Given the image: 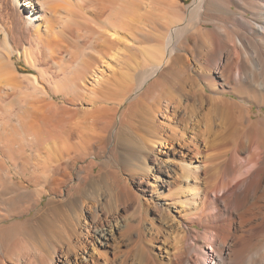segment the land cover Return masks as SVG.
Wrapping results in <instances>:
<instances>
[{
    "label": "bare ground",
    "instance_id": "6f19581e",
    "mask_svg": "<svg viewBox=\"0 0 264 264\" xmlns=\"http://www.w3.org/2000/svg\"><path fill=\"white\" fill-rule=\"evenodd\" d=\"M5 1L0 103L25 95L13 52L35 70L89 43L85 20L93 40L73 79L70 143L59 139L67 109L44 98L26 99L0 133V169L14 154L42 163L7 178L15 196L0 213V264H264V115L251 111L264 108V0ZM13 31L29 33L36 55L19 53ZM107 39L122 46L112 72L122 86L88 88ZM18 129L36 135L18 144L8 138ZM81 202L94 215L85 233ZM95 244L99 257L86 252Z\"/></svg>",
    "mask_w": 264,
    "mask_h": 264
},
{
    "label": "rangeland",
    "instance_id": "374dc122",
    "mask_svg": "<svg viewBox=\"0 0 264 264\" xmlns=\"http://www.w3.org/2000/svg\"><path fill=\"white\" fill-rule=\"evenodd\" d=\"M5 2H6L5 0L0 1V18H1L0 19V25H2V27L4 26V24L7 21V15L5 16V14L7 13L8 9L11 8L8 5V3H7V5H5ZM190 3H191V0H188L186 2V5H188ZM5 6H6V8H5ZM3 8H5L6 10ZM84 10H85V14L89 15L88 17H91L93 20L96 19V17H95L96 15L92 13L93 10L90 9V7L86 8ZM108 11L106 9V10H103L102 12L105 14V16L109 17L110 12H108ZM17 15L20 16V14H17ZM91 18H89V19H91ZM2 20L5 23H2ZM80 21L82 24L83 20L80 19ZM7 25H6L7 27L10 26L9 23ZM88 25H90V22L85 20V24H83V27L85 30L83 32H81L83 36L80 37V40H83V39L87 40L91 44L92 38L90 40L87 38L88 33L86 30L88 29V27H90ZM2 27H0V35H1L0 46L2 45V41L4 38V36H3L4 34L2 35V33L6 31L4 28L1 30ZM108 31H110V30L108 29ZM13 32H14L13 38L12 39L10 38V39L12 40V42H13V40H15L13 43H15L16 46H18V48L20 50L19 53H22L23 48L24 49L27 48L28 51L32 50L31 53L33 55H36V51H35V49H33L34 48L33 44H31V42L29 41V38H27L29 33L26 31H24L22 34L17 32V31H13ZM85 32H86V34H85ZM25 34L27 35V37ZM18 39L22 40V41H19ZM111 40L107 39L106 43L103 46H101L102 54L100 56H98L100 58V63L97 64V66H96L97 70L93 72V76L90 77L89 74H86L88 76L87 79L89 80L88 83L86 82V84L88 85V88H92L94 84H98L100 82H103L102 84L104 86H106L107 88H109L110 90H117V88H120L122 86L123 82H121L122 80H121V77L119 76V74H115V75L112 74L113 71L114 72L117 71V69H116V63H117L116 58H118V54H119L117 52H118V49L121 48L122 46H121V43L119 45H117L118 43L114 44V42H112L113 40L112 41ZM81 43L77 47H74L73 53H72L73 57H70V53H65L64 55H62L61 59H57L55 61L56 64H55V62L54 63L53 62H46L45 64H42V65L40 64L41 65L40 66L38 63L36 65L37 70L36 69L33 70V69H31V67L28 66L29 65L27 62L28 60L26 61V58H24L23 54L17 55L16 52H13V54L11 56V61L13 63L14 68H16V73L20 77H24V78L27 77V80H26L27 83L25 82L24 87L26 86L25 87L26 89H25V91L23 90L25 92V95L21 94L22 97H20L21 95H19V93H17V91H14V93H12V94L10 93L6 96L3 95V97H2L3 100L0 103V133L3 132V130L6 126H8L7 124H10V125L16 124V122L18 120V116L20 115L21 111L26 106V103H25L26 99L29 100L30 98H38V99L44 98L46 100H52L53 103L57 107H63L65 109H67L68 113H67V116H65V117H69V118H66V119H68V121H66L65 126L62 127L63 133L60 135L59 139L62 141H65L67 143H70V96L75 91V88H74L75 84H74L73 79L79 75V71L81 69L83 60L86 58L90 59L91 54H89V53H92V52H90L91 49H90L89 43H86L84 45H82ZM19 44H20V46H19ZM9 46H11V44ZM28 46H30V47H28ZM137 49H139V50L138 51L132 50L133 52L131 51V53L133 55L131 57H134V59H138V58H141L144 56V51H142V49L140 47H138ZM94 56H96V55H94ZM25 61L27 62V64ZM90 62H94V59H93V61H90ZM88 69H90V68H88ZM91 69H93V68H91ZM80 73H82V71H80ZM84 77H83V80H84ZM33 78H35V79H33ZM117 78L119 79L118 80L119 82L117 81ZM119 84H121V86ZM40 90L43 91V94L41 93ZM23 96H25V97H23ZM123 108H124V106H122L120 109L123 110ZM78 109H79L78 116L73 121V123L81 122L80 118H78V117L83 114L84 110L90 109V105L83 104V105H80L78 107ZM251 111H252V113H259L261 116L264 115V108H262L261 112H259L256 107H254V108L251 107ZM28 127H33V125L30 124ZM36 129L32 133H30L28 131H24L23 129H18L16 131H14V133H12L13 138H11L9 135H8V138L14 139L18 144H22L26 138L34 137L36 135V133H35ZM72 140L73 141L77 140L76 135L72 136ZM26 153L29 154L30 152H26ZM30 157H31L30 162L27 164H21L20 161L18 160L16 154L12 155L10 158L3 160V161H5L6 167L0 169V213L4 212V209L7 207L6 203L12 197L15 196V194L11 191V189L8 186V179H7L8 176L9 175H15V174L20 173L22 171L29 172V171L41 169L42 163H41L40 159L38 158L37 154L33 153ZM163 157L166 158L164 155H163ZM139 181H141V178H139V177L130 178L128 184H129V187H131L130 188L131 191L134 192L138 189L137 183ZM142 186L144 188L147 187V183H146L145 179H142ZM16 198L18 199L19 196H17ZM47 199H48L47 196L43 197V199L41 201L42 205H44V203L47 201ZM105 199H104V201H105ZM84 204H85V202H81L79 208L75 212V214L78 215V217H77L78 221L80 220L79 225L76 226V228L78 229V231H82L83 233L86 232L85 226H87L89 224V222H93V220H94L93 212L87 211L86 209L83 211L82 207H84ZM120 212L127 213L128 211L126 212V209L122 208ZM32 213L33 212H31L27 216H23L19 219H15V220L26 219V218L30 217L32 215ZM104 215H106L105 212L101 211L100 217L102 216L101 218H104L105 217ZM13 222H14V219L8 220V221L4 222L3 224L10 225ZM117 228H118V226H113L112 230H111V234L118 235ZM172 237H173V235L171 236V239H172ZM100 251L101 250L97 247L96 244L95 245H88L87 249H86V252L90 256H94V257L95 256L99 257ZM60 259L63 260L64 256L60 255Z\"/></svg>",
    "mask_w": 264,
    "mask_h": 264
}]
</instances>
